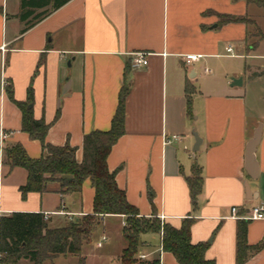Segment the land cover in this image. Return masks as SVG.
Wrapping results in <instances>:
<instances>
[{
    "label": "crops",
    "instance_id": "obj_1",
    "mask_svg": "<svg viewBox=\"0 0 264 264\" xmlns=\"http://www.w3.org/2000/svg\"><path fill=\"white\" fill-rule=\"evenodd\" d=\"M20 11L21 0H0V131L10 134L5 147L19 144L34 159L45 154L40 142L21 130L22 113L14 102L26 101L32 85L34 117L50 125L47 142L77 148L81 162L84 136L110 130L119 92L128 86L125 134L108 158L117 185L142 217L156 214L176 228L193 219L192 242L209 244L207 259L236 264L237 225L264 207V52L259 50L264 9L246 0H71L24 33ZM223 16L251 22L221 24ZM139 53L148 65L135 68ZM186 55L201 58L187 64ZM221 59L235 63L218 65ZM209 65L217 66V76ZM234 79L242 84L233 86ZM187 83L194 87L191 114ZM259 128L249 163L247 146ZM175 136L180 139L167 143ZM196 137L201 145L194 152ZM195 163L203 179L197 208L187 183ZM26 182L24 169L0 167V219L48 214V228L61 229L93 213L89 180L78 194L63 195L50 183L48 192L23 197L20 187ZM101 220L109 235L97 240L96 255L83 248L84 264L90 256L121 264L125 218ZM263 238L264 220L248 221L249 245ZM161 239L145 235L139 252L151 261L159 257L160 264H178L163 252ZM43 264H79V257L59 255ZM246 264H264V249Z\"/></svg>",
    "mask_w": 264,
    "mask_h": 264
},
{
    "label": "trees",
    "instance_id": "obj_2",
    "mask_svg": "<svg viewBox=\"0 0 264 264\" xmlns=\"http://www.w3.org/2000/svg\"><path fill=\"white\" fill-rule=\"evenodd\" d=\"M71 0H21L18 18L25 24L22 32L34 27L54 10ZM264 9V0H246ZM50 6V9L47 7ZM43 11H36L43 9ZM221 24L251 21L246 18L223 16ZM42 66V62L40 63ZM7 94L13 99L12 87ZM194 87L187 83L186 97L188 113L191 114ZM130 93L128 86L119 92L118 107L108 131H93L84 136L82 161L76 158L77 148L70 144L54 146L47 142L50 125L45 120L34 117V92L32 85L27 90L24 102L14 101L22 113L21 130L33 140L40 142L45 154L31 158L23 146L17 144L5 149L3 164L11 169L22 168L27 172V182L20 187L22 196L28 193L44 194L50 183L59 185V193L71 195L81 193L84 183L89 180L94 189L93 213L70 221L61 229H49L44 215L39 213H13L0 219V259L1 264H17L24 259L33 264H43L59 255H75L79 264L85 263L83 248L90 243L91 236L101 224V219L109 215L125 218L123 242L125 248L121 264H135L137 254L145 247V235H161L163 252L174 256L178 264H216L206 257L208 243L194 244L191 239L194 220L186 218L179 228L162 222L156 214L152 217L140 216L139 210L131 205L124 190L116 182V172L108 167V158L113 147L125 134L126 103ZM58 118V115L57 117ZM187 183L197 208V198L202 192V169L195 163L192 176ZM248 221L237 225L236 264H246L251 255L264 249V238L257 245H249L247 239ZM141 264H160V258Z\"/></svg>",
    "mask_w": 264,
    "mask_h": 264
},
{
    "label": "built area",
    "instance_id": "obj_3",
    "mask_svg": "<svg viewBox=\"0 0 264 264\" xmlns=\"http://www.w3.org/2000/svg\"><path fill=\"white\" fill-rule=\"evenodd\" d=\"M227 52L228 53H232L233 52V49L231 47H229L227 49ZM184 58V61L187 63V64H192L193 62H197L200 60V56H197V55H186L183 57ZM148 65V60L146 59L145 55L142 54V53H139V54H136L135 55V58L133 60V66L135 68H140V67H145ZM207 72H210L208 70H206ZM10 137V134L9 133H6L4 131H0V167L3 165V160H4V156H5V143L7 141V139ZM180 139V137H173L172 140H168L167 143H170L172 141H178ZM232 215L233 217H238V209L236 207L232 208ZM44 218L45 220H47L49 217H48V214H45L44 215ZM242 219H245V220H248V221H255V220H264V207L263 206H259V207H256L254 208L250 214ZM106 241V237H103L102 238V241H100L97 246L98 247H101L102 246V242ZM2 255L0 254V259H2ZM137 259L140 261V262H150L151 260L149 259V255L147 254H144L142 252H139L138 255H137Z\"/></svg>",
    "mask_w": 264,
    "mask_h": 264
},
{
    "label": "rangeland",
    "instance_id": "obj_4",
    "mask_svg": "<svg viewBox=\"0 0 264 264\" xmlns=\"http://www.w3.org/2000/svg\"><path fill=\"white\" fill-rule=\"evenodd\" d=\"M260 52H264V42L261 44L260 46ZM218 65H232L234 64L235 62L233 60H229V59H221V60H217L216 62ZM208 70H210L212 72V76L215 77L217 76V74H219V71L217 69V66H208L207 67ZM211 79V78H210ZM207 80V78L205 79ZM230 80V79H229ZM106 232L107 235H109V232L108 230L105 228V226L102 224H100L97 229L93 232L92 236H91V239H90V243L88 245H85L84 246V249H86L87 251L86 252H89L93 255H96L98 252H100V250H98V248L96 247V243H97V240H100L102 235ZM153 235V234H152ZM155 236V235H154ZM113 237V236H111ZM106 245V242L105 244ZM138 255V254H137ZM137 257V256H136ZM143 262H140L138 259H137V262L135 264H141ZM87 264H106V262H104L103 260H101L100 258H96L95 256H90L89 259H88V262Z\"/></svg>",
    "mask_w": 264,
    "mask_h": 264
},
{
    "label": "water",
    "instance_id": "obj_5",
    "mask_svg": "<svg viewBox=\"0 0 264 264\" xmlns=\"http://www.w3.org/2000/svg\"><path fill=\"white\" fill-rule=\"evenodd\" d=\"M241 84H242V79H234L233 80V86L241 85ZM260 138H261V129L259 128L255 132L253 139H251V141L249 142V144L247 146V159H248L249 163L253 161V158H254L255 152H256V148L260 142ZM200 145H201V139L199 137H196V145L194 148V152H196L199 149Z\"/></svg>",
    "mask_w": 264,
    "mask_h": 264
}]
</instances>
